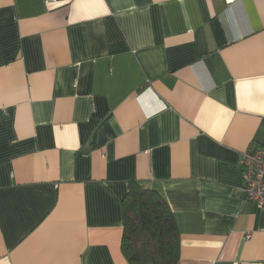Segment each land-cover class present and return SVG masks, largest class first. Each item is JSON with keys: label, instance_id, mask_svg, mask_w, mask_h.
<instances>
[{"label": "crops", "instance_id": "crops-1", "mask_svg": "<svg viewBox=\"0 0 264 264\" xmlns=\"http://www.w3.org/2000/svg\"><path fill=\"white\" fill-rule=\"evenodd\" d=\"M252 146L264 0H0V264H129L131 182L168 202L177 264H264Z\"/></svg>", "mask_w": 264, "mask_h": 264}, {"label": "trees", "instance_id": "trees-1", "mask_svg": "<svg viewBox=\"0 0 264 264\" xmlns=\"http://www.w3.org/2000/svg\"><path fill=\"white\" fill-rule=\"evenodd\" d=\"M121 249L129 264H177L180 234L166 199L131 182L123 200Z\"/></svg>", "mask_w": 264, "mask_h": 264}, {"label": "built area", "instance_id": "built-area-1", "mask_svg": "<svg viewBox=\"0 0 264 264\" xmlns=\"http://www.w3.org/2000/svg\"><path fill=\"white\" fill-rule=\"evenodd\" d=\"M236 0H226L232 4ZM242 188L245 200L264 209V147L252 146L242 155ZM248 237V236H247Z\"/></svg>", "mask_w": 264, "mask_h": 264}]
</instances>
